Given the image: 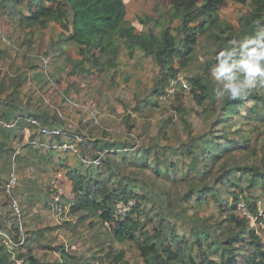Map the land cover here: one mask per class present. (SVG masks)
<instances>
[{"label":"trees","instance_id":"16d2710c","mask_svg":"<svg viewBox=\"0 0 264 264\" xmlns=\"http://www.w3.org/2000/svg\"><path fill=\"white\" fill-rule=\"evenodd\" d=\"M222 2L185 0L173 5L166 15H158L159 19L139 18L147 27L144 34H139L127 20L125 0H0L3 14L15 18L16 24L25 32L32 34L36 30H47L52 24L61 28L57 51L64 58L63 67L70 66L72 75L90 76L96 70L102 74L114 71L115 77L122 63V49L128 57L133 58L140 53L149 58L157 65L158 74L153 79V86L147 89L148 102L162 96L171 77L191 65L201 40L213 46L212 57L202 64V71L187 78L192 86L189 93L201 108L199 115L206 124L205 132H195L191 122L181 117L186 128V140L176 145L141 141L137 148L132 136L135 126L128 123L131 121L128 115L126 126L129 135L125 140L115 139L108 132L103 138L87 139L82 143L85 145L84 156L93 155L102 160V165L68 167L67 176L74 193L70 213L77 216L78 224H86V231L90 234L98 227L96 233L111 237L108 246L107 238L100 245L96 241L103 253L85 256L70 253L64 243L53 246L57 237L52 232L62 229V225L29 227L23 214L19 216L20 222L14 220V210L5 203L0 210V231H5L16 246L11 252L0 236V264H131L128 250H136L145 264H264V218L258 211V203L264 198V158L263 165L254 163V160L250 163L240 161L243 157L252 160L258 156V149L251 145L252 137L246 132L242 135V124H254V130L264 124V86L258 85L242 99L218 97L217 92L222 89L224 81L212 77L216 57L220 51L230 47V41L253 39L264 28V0H235L247 9V12H240L238 25L221 18L219 9ZM174 20L180 21L179 27H171ZM151 22L160 28L158 33L149 26ZM70 43L78 48V59L65 52ZM25 46L32 48L33 40L23 41L17 46L24 59L27 55ZM4 54L0 50V56L5 57ZM53 63L57 65L58 61ZM29 68L34 71L35 80L44 76L38 72L39 65L32 63ZM28 78V74L20 73L0 82V96L7 92V96L0 99V119L7 123L15 121L16 125L15 128L0 127V172L11 166L15 154L11 141L19 137L18 131L31 129L30 118L38 120L46 128L63 125L57 114L32 105L29 97L24 101L21 89ZM185 93L188 92L180 89L175 98L180 99ZM143 102H138L136 110H140ZM177 110L181 114L186 112L180 107ZM171 120L164 122L159 133H164ZM60 129L80 136L78 131L67 130L64 126ZM147 129L139 133L137 139L144 138ZM30 138L33 140L34 135ZM54 138L61 141L62 137ZM25 146L30 150L33 148L32 144ZM93 150L99 153L93 154ZM100 151H104V156ZM119 155L122 161L117 160ZM129 155L135 160L134 166L139 167V174L149 171L167 188L169 184L176 187L175 193L159 191L164 211L148 215L151 209L158 208L159 197L156 199L155 193L150 197L148 190L137 191V187L144 183L141 184L142 180L135 176L136 168L128 162ZM42 156L44 154L37 157ZM63 162L64 159L59 160L60 164ZM122 165L130 173L122 174ZM26 186L29 191L35 190L39 198L43 196L35 183L30 182ZM48 191L50 196L51 191ZM33 196L29 198L33 199ZM132 198L137 204L131 213L122 221L116 220V204ZM210 198L220 206L225 216L223 220L211 223L207 218L194 217L195 209L202 208ZM44 201L45 207L50 208L52 199L46 196ZM192 201L194 205L189 206ZM242 201L251 215L257 218L255 223L261 225V232L239 211L238 205ZM144 203L151 204L152 208L143 207ZM177 221L186 224L187 231L178 233ZM66 222L69 230L78 226L77 223ZM152 224V229L147 228ZM21 227L25 229L24 233ZM37 244L60 252L61 257L56 261L42 260L35 251ZM106 247L108 250L104 252Z\"/></svg>","mask_w":264,"mask_h":264},{"label":"rangeland","instance_id":"374dc122","mask_svg":"<svg viewBox=\"0 0 264 264\" xmlns=\"http://www.w3.org/2000/svg\"><path fill=\"white\" fill-rule=\"evenodd\" d=\"M183 1L185 0H125L128 12L127 20L136 28L137 33L144 34L147 27L141 24L139 18L153 17L159 19L158 15H166L173 5ZM240 12H247V9L243 4L235 2V0H223L220 4L219 14L221 18L234 25H238ZM162 20L161 18L160 21ZM180 24L179 20H174L170 23L173 28L179 27ZM149 26L154 28L157 33L160 31V28H157L154 22H151ZM61 32V28L53 24L47 30H36L32 34L29 31L25 32L16 24L15 18L6 16V14H3V9L0 8V50L5 53V57L0 56V82L9 77L18 76L20 73L28 74V81L24 83L21 89V96L24 101H27L26 99L29 97L32 105L35 104V106H40L49 113L57 114L63 122L60 127L64 126L67 130L80 133V136L70 135L60 129V127L53 126L50 129L59 131L62 137L61 141H57L54 138V134L44 133L43 130H40L35 125L34 119L30 118L31 129L24 128L18 131L19 137L11 141V145L15 150V154L11 159V166L8 170L0 172V178L3 181L0 183V210L5 203H8L9 208L12 207L14 210L12 204L15 200L17 209L14 210V220L18 219L20 222L19 216L23 214L24 221L30 224L29 227L33 225H62V229L52 232V235L57 237L52 244L53 246L64 243L70 253H78L85 256L95 253L96 255H101L103 252L101 250L102 247H99V243L107 238L108 246L111 237H107L105 234L101 236V234L96 233L98 227L93 229L92 234H90L86 231V224H78L77 216L70 213L74 193L67 176L68 167L82 168L81 165H93L94 167L102 165L101 159L90 154L84 156L85 145H82V143L87 139L103 138L105 133L108 132H111L113 134L111 136L115 137V139L125 140L129 135L126 126L128 115L131 117V121L128 123L135 126L132 136L135 137L137 148H139L141 141L160 143L161 145H176L180 141L186 140V128L181 117L184 120H189L193 130L197 133L205 132L207 127H205L206 124L203 123L199 115L201 108L195 104L188 91H185L188 93L182 94L180 99H176L175 96L164 95L155 97L149 102L147 101V89L153 86V79L158 74V67L149 58L143 57L140 53H136L132 58L128 57L125 49H122V63L115 77H113L114 71L102 74L96 70H93L90 76L72 75L70 66L64 68L62 64L64 63V58L58 55L57 49L59 45L57 42ZM29 39L33 40V46L32 48L25 46L24 50L27 55L24 59L21 56L23 53L17 46ZM212 48L213 46L206 40H201L196 50L195 59L179 75L187 79L201 72L200 67L202 64L206 59H211L212 57ZM65 49V52L72 58H79L78 48L74 44H68ZM56 60L58 64L54 65L53 61ZM202 60L203 62H201ZM32 63L39 65L40 69L38 72L44 74L38 80L33 78L34 71L29 68ZM127 77L129 78L128 81L125 80ZM6 96L7 92H4L1 94L0 99ZM140 101L145 102L141 104L140 110H136ZM177 107L185 109L186 112L181 114ZM246 108L247 106L244 107V109ZM169 118L172 120L168 127L164 129L165 135L164 133H159L161 127H163L162 125ZM2 122L7 123L4 120ZM12 123L16 127L15 121ZM0 127L5 128L2 124H0ZM242 127L244 129L242 135L246 132L252 137L251 145L258 149V156L252 160L243 157L240 161L242 163H250L254 160V163L263 165L264 124H260L256 130L253 129L255 127L254 124L247 125L243 123ZM145 129H147L145 137L141 140L137 139V135ZM259 133L261 134L258 136ZM32 135H34L33 140L30 138ZM27 144H32L33 148L31 150L27 149V146H25ZM93 151V154L99 153L97 150ZM47 152H49V155L45 156ZM100 152L104 156V151ZM39 154H44V156L38 158ZM60 159H64L65 162L60 164ZM127 159L128 162L132 163L133 166L131 167L136 168L135 176L142 180L141 184L144 183L141 187H137V191L142 193L148 190L147 193L150 197L154 193L156 194V199L159 197L157 209H151L152 207L149 203L142 204L143 207L151 209L148 215L154 216L157 212L164 211L161 204L163 197L161 195L158 196L159 191L165 190L175 193L176 187L169 184L167 188L162 180H156L155 176L149 171L139 174V167L134 166L135 160L130 155ZM117 160L122 161L121 155L117 157ZM122 167V174L127 175L130 173L124 165ZM13 173L17 177L16 186L8 194L7 188ZM30 182L36 184L43 192L41 193L43 196L39 198L35 190L29 191V189H26V185H29ZM48 189L51 191V197L47 193L49 192ZM235 189L238 190L237 188ZM30 195H34L33 199L29 198ZM46 196L48 199H52L50 208L45 207L44 199ZM60 197L63 198V206L66 210L64 211V216L58 220L54 216L55 206H52V202L54 198L59 199ZM125 202L132 203V208L137 204L134 198L128 201H119L115 207V214L117 207L122 206ZM190 205L193 206L194 201ZM258 206V211L261 213V217L264 218V198H261ZM193 213H195V218H207L211 223L223 220L225 217L221 212L220 206L211 198L207 204H204L202 208L195 209ZM37 216L40 218L37 219ZM141 219L144 220L143 215ZM66 221L77 223L78 226L73 230H69L65 224L68 223ZM176 224L178 233L187 231V225L182 221H177ZM153 225L147 228L152 229ZM253 226L261 232L260 224L254 222ZM101 230L104 232L102 228ZM24 231L25 229L21 227V232L24 233ZM1 233L3 232L0 231ZM3 238L10 247H13L11 243H14V241L8 234H4ZM107 250L108 247L106 249L103 248L104 252ZM35 251L44 261H56L57 258L61 257L60 252H53L42 245L38 246V244ZM127 257L131 264H145L136 250H128ZM213 257L217 258L215 255ZM93 264L102 263L93 262Z\"/></svg>","mask_w":264,"mask_h":264},{"label":"clouds","instance_id":"9594fccd","mask_svg":"<svg viewBox=\"0 0 264 264\" xmlns=\"http://www.w3.org/2000/svg\"><path fill=\"white\" fill-rule=\"evenodd\" d=\"M229 44L218 53L212 76L224 81L218 97L242 99L258 85L264 86V28L253 39L232 40Z\"/></svg>","mask_w":264,"mask_h":264},{"label":"built area","instance_id":"2783aa9c","mask_svg":"<svg viewBox=\"0 0 264 264\" xmlns=\"http://www.w3.org/2000/svg\"><path fill=\"white\" fill-rule=\"evenodd\" d=\"M180 89L182 91H188L189 92V91H191L192 86H191L190 82L188 81V79H184L181 75L178 74V75H176L174 77H171V79L169 80L168 85L165 88V93L162 96H164V95L165 96H175L176 92L178 90H180ZM2 121H0V124L5 126L6 128H13L14 127L13 123H3ZM34 123L40 130H43L44 133H51V134H54V136H59L60 135L59 131H53L50 128L43 127L42 124L36 119H34ZM16 181H17V177L13 173L12 174V179H11V181H9V185H8V188H7L8 194L11 193L10 192L11 189L15 188ZM12 205H13L14 210H16L17 209V203H16L15 200L13 201ZM63 205H64L63 198L60 197L59 199H55V198L53 199L52 206L54 207V216L58 220H60L64 216V211L66 209L64 208ZM239 205H238V209H239V211L241 213L245 214L252 221H253V219H255V221H253V222H257V218L253 217L251 215V213L247 210V208L245 206V203L243 201ZM131 208H132V203H128V202H125L120 207L118 206L117 210H116V214H115V219L118 220V221L124 220L125 217H127L131 213ZM260 214L261 213H259V216L261 217L262 215H260ZM6 244L9 246L8 243H6ZM11 246H13V247L9 246V248H10L11 251H13L14 246H16V244L12 242ZM19 263L20 262H18V264Z\"/></svg>","mask_w":264,"mask_h":264},{"label":"crops","instance_id":"0c3cea01","mask_svg":"<svg viewBox=\"0 0 264 264\" xmlns=\"http://www.w3.org/2000/svg\"><path fill=\"white\" fill-rule=\"evenodd\" d=\"M1 232H3V233H1L0 236H4V234H6L5 231H1ZM5 243H6V241H5Z\"/></svg>","mask_w":264,"mask_h":264}]
</instances>
